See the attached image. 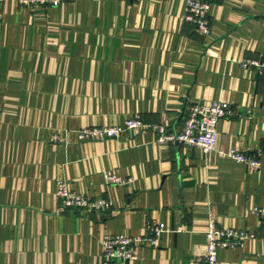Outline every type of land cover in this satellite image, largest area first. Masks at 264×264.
Returning <instances> with one entry per match:
<instances>
[{"label": "crops", "instance_id": "0c3cea01", "mask_svg": "<svg viewBox=\"0 0 264 264\" xmlns=\"http://www.w3.org/2000/svg\"><path fill=\"white\" fill-rule=\"evenodd\" d=\"M211 2L203 35L184 18L187 0H0V264H94L106 234L143 235L150 221L165 230L135 264H193L211 216L256 235L220 248L217 264H264V218L251 209L264 207V75L241 65L264 58V0ZM214 99L234 108L219 146L260 153L261 168L151 128L77 135L135 114L178 131L190 104ZM106 170L133 184L107 182ZM58 178L111 207L61 211Z\"/></svg>", "mask_w": 264, "mask_h": 264}, {"label": "built area", "instance_id": "2783aa9c", "mask_svg": "<svg viewBox=\"0 0 264 264\" xmlns=\"http://www.w3.org/2000/svg\"><path fill=\"white\" fill-rule=\"evenodd\" d=\"M20 2L33 7L40 4L60 5L64 0H20ZM211 4V0H187L184 18L193 23L196 30L203 35L210 34L212 29ZM241 65L246 69L254 68L264 75L263 57L244 58L241 60ZM233 113L234 108L230 100L214 99L190 104L187 107L185 122L178 131L169 130L166 122L149 123L140 114H135L127 118L123 124L83 126L77 130V135L81 141L102 140L117 138L124 131L151 128L156 132V138L160 142H178L185 146L199 147L205 154L215 151L221 156L243 162L249 168L259 169L262 167L260 153L219 146V122ZM56 137L60 139L59 136ZM105 177L109 183L133 184V178L124 177L112 170H106ZM56 196L61 211L73 209L101 211L112 205V201L106 197L92 198L77 191L67 179L63 178L56 180ZM251 209L264 218V207L253 206ZM164 230L165 227L159 222L150 221L146 224V233L143 235L106 234L101 241V254L94 264H135L138 248L144 243L156 245ZM205 233L206 252L201 259H194L193 264H217L220 248L243 245L248 239L256 237L254 232L244 228L220 225L214 216L209 218Z\"/></svg>", "mask_w": 264, "mask_h": 264}]
</instances>
